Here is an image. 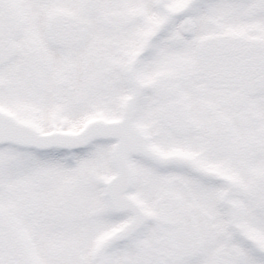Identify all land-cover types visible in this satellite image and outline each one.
<instances>
[{"label": "snow or ice", "instance_id": "obj_1", "mask_svg": "<svg viewBox=\"0 0 264 264\" xmlns=\"http://www.w3.org/2000/svg\"><path fill=\"white\" fill-rule=\"evenodd\" d=\"M0 264H264V0H0Z\"/></svg>", "mask_w": 264, "mask_h": 264}]
</instances>
